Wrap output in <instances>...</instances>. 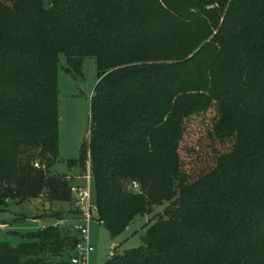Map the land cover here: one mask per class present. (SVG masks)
<instances>
[{
    "label": "trees",
    "instance_id": "obj_1",
    "mask_svg": "<svg viewBox=\"0 0 264 264\" xmlns=\"http://www.w3.org/2000/svg\"><path fill=\"white\" fill-rule=\"evenodd\" d=\"M59 54L67 72L96 62L88 142L67 167L89 161L97 221L114 238L163 207L106 264H264V0H0V211L73 200L52 172ZM70 208L0 242V264H70Z\"/></svg>",
    "mask_w": 264,
    "mask_h": 264
},
{
    "label": "rangeland",
    "instance_id": "obj_2",
    "mask_svg": "<svg viewBox=\"0 0 264 264\" xmlns=\"http://www.w3.org/2000/svg\"><path fill=\"white\" fill-rule=\"evenodd\" d=\"M67 69L68 64L64 55L59 54L57 68L58 154L52 172L71 177L70 182L75 185L84 182L82 177L86 175L89 161L85 169L75 167L72 168L73 170L67 167V162L77 160L81 147L88 142L89 107L97 82V70L95 59L91 57L83 58L78 70L69 68L70 72H67ZM195 140L188 136L185 143L193 149ZM202 152L199 151L201 158H196L194 154L185 150H182L181 154L189 167L193 165V170L196 171V167L206 170L211 161L210 157H206V152H203L202 157ZM70 207H74V199L70 205H64V208L54 203L51 206L43 196L19 205L9 201L7 208L0 211V242H8L14 246L18 242L15 233L22 235L35 231L39 226L53 224L56 220L51 219L49 214L60 209L67 212ZM162 210L163 207L155 208L151 213L135 217L130 226L114 238L97 219L92 220L87 228L89 243L93 248L87 256L88 264H106L111 255L122 254L126 250L141 246L145 230ZM68 224L74 225V221H69Z\"/></svg>",
    "mask_w": 264,
    "mask_h": 264
},
{
    "label": "built area",
    "instance_id": "obj_3",
    "mask_svg": "<svg viewBox=\"0 0 264 264\" xmlns=\"http://www.w3.org/2000/svg\"><path fill=\"white\" fill-rule=\"evenodd\" d=\"M39 168L38 164H35ZM82 184L71 185V194L74 199V209L79 212L80 218L74 222V229L79 233V243L76 246L75 254L70 258V264H88V254L92 251V246L88 238V224L96 219L97 208L92 195V178L89 164L86 175L82 177ZM132 190H137L136 183L132 184Z\"/></svg>",
    "mask_w": 264,
    "mask_h": 264
},
{
    "label": "water",
    "instance_id": "obj_4",
    "mask_svg": "<svg viewBox=\"0 0 264 264\" xmlns=\"http://www.w3.org/2000/svg\"><path fill=\"white\" fill-rule=\"evenodd\" d=\"M131 193H134V190H131Z\"/></svg>",
    "mask_w": 264,
    "mask_h": 264
},
{
    "label": "crops",
    "instance_id": "obj_5",
    "mask_svg": "<svg viewBox=\"0 0 264 264\" xmlns=\"http://www.w3.org/2000/svg\"><path fill=\"white\" fill-rule=\"evenodd\" d=\"M72 170H73V169H72ZM39 227H41V226H39ZM39 227H38V228H39ZM36 230H37V229H36Z\"/></svg>",
    "mask_w": 264,
    "mask_h": 264
}]
</instances>
